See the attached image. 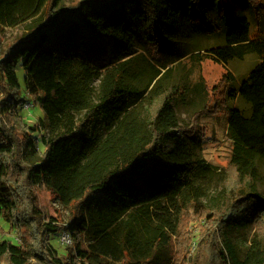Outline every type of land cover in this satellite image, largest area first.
I'll return each instance as SVG.
<instances>
[{"label": "trees", "instance_id": "obj_1", "mask_svg": "<svg viewBox=\"0 0 264 264\" xmlns=\"http://www.w3.org/2000/svg\"><path fill=\"white\" fill-rule=\"evenodd\" d=\"M233 1L0 0V26L29 21L0 52V219L23 239L0 240V264H264V31L253 35ZM237 1L254 19L264 13L261 0ZM183 16L223 41L177 59L196 52L226 70L193 87L188 73L169 91L162 44ZM250 56L238 78L230 64ZM190 92L206 102L181 123L173 103ZM23 93L43 111L35 124L18 114ZM204 116L225 118L231 140L217 194L201 155L212 139ZM40 184L74 208L66 223L45 221ZM64 230L74 246L60 256L51 237Z\"/></svg>", "mask_w": 264, "mask_h": 264}, {"label": "rangeland", "instance_id": "obj_2", "mask_svg": "<svg viewBox=\"0 0 264 264\" xmlns=\"http://www.w3.org/2000/svg\"><path fill=\"white\" fill-rule=\"evenodd\" d=\"M70 1L71 0H67V3ZM261 1L264 3V0ZM232 8L235 13L243 11V13L248 16L252 23L253 35H257L259 31H264V23H260V18L264 17V13L257 14V18L254 19V14L244 5V2L237 0L235 2L233 1ZM28 22L14 26H0V52L1 45L6 39H14L22 36V34L27 30L29 25ZM222 41L221 37L217 34H208V32L202 28H198V30H196L187 17L183 16L177 37L168 38V40H164L162 44L164 61H166L165 63L167 64V68H162L161 66L158 67H160L164 73L167 71L169 72V70H167L168 68L171 70L168 76L165 77V88L169 91H173L175 86L180 84L181 78H184L188 73L190 87H193L196 83L202 81V76L204 77L205 82L210 83L211 85L216 84L226 70L224 65L207 55H204V60L199 63L196 58H192V56H190L196 52H193L181 59H177L176 55L183 52L184 49L188 52L198 48H203L201 52L208 53L210 52L209 50L212 46L220 44ZM139 52L141 51L139 50ZM256 62V58L250 56L244 60H234L230 64L229 68L239 78L240 76H245L249 73V71L255 66ZM18 75L20 81L23 83L25 71L21 66L18 68ZM23 94L27 100H32L27 93ZM205 102V96L200 95L197 92H190L187 95L186 101L176 99L174 100L173 106L180 118V122L187 123L193 111L203 107ZM22 104L23 103H21L18 107V114L23 122L35 124L41 117L44 116L43 111L38 105H34V109L28 111L23 108ZM200 124L208 126L209 134L212 137L211 140H205L202 143L201 155L208 163L214 165L215 172L211 175V179L207 181L210 183L211 193L217 194L223 187V179L218 164H227L231 147V140L227 134V120L225 118L204 116L200 118ZM173 131H175V128ZM179 134L182 133L179 132ZM38 150L40 152L44 151V147L41 142H38ZM259 168L261 178L259 179L258 187L261 191H264V164H260ZM228 170L231 172L234 171L231 167ZM233 184H238V177H236V175H233ZM39 195L46 222L55 220L59 217L61 223H66L72 217L74 208L72 206H64L56 199H53L46 184L39 185ZM195 224L196 221H193L189 226V229H194ZM262 231H264V227ZM59 234L60 232L52 235L51 243L55 249H57L58 255L63 256L66 255L68 247L66 248L62 246L59 242ZM3 238H8L17 244L23 242L20 235L15 230L10 229L8 221L1 218L0 240ZM160 255L168 257L169 253L168 251L163 250ZM32 261L33 264H45L42 259L36 256L32 257ZM114 264L123 263L116 262ZM173 264L178 263L173 262Z\"/></svg>", "mask_w": 264, "mask_h": 264}, {"label": "built area", "instance_id": "obj_3", "mask_svg": "<svg viewBox=\"0 0 264 264\" xmlns=\"http://www.w3.org/2000/svg\"><path fill=\"white\" fill-rule=\"evenodd\" d=\"M34 102L32 100H26L23 102L22 106L28 111H31L34 109ZM38 138H41V134H38ZM59 242L62 244L64 247H73L74 246V238L72 236L71 231L69 230H64L63 232H60L59 234Z\"/></svg>", "mask_w": 264, "mask_h": 264}]
</instances>
